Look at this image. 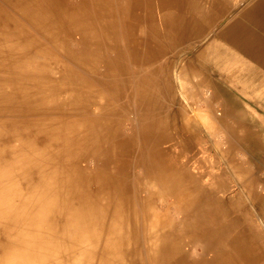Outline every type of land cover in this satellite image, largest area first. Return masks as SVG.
<instances>
[{
    "label": "bare ground",
    "instance_id": "1",
    "mask_svg": "<svg viewBox=\"0 0 264 264\" xmlns=\"http://www.w3.org/2000/svg\"><path fill=\"white\" fill-rule=\"evenodd\" d=\"M240 5L0 0V192L42 211L53 264H264V136L205 78H237L211 29Z\"/></svg>",
    "mask_w": 264,
    "mask_h": 264
},
{
    "label": "crops",
    "instance_id": "2",
    "mask_svg": "<svg viewBox=\"0 0 264 264\" xmlns=\"http://www.w3.org/2000/svg\"><path fill=\"white\" fill-rule=\"evenodd\" d=\"M263 3H264V0H239V4H241L240 5L241 12L238 15L229 16V17L224 18L225 21L224 20L217 21V23L211 29V32L212 33L214 32L213 34H215L218 30V28L216 27H219V25H222V24L224 25L225 30L227 31L226 33L227 35H225V38L221 41L225 44L227 49L230 48L229 50L226 49L228 51L229 59H227V64L225 65L226 66L225 68H227V70H230V73L234 76L236 75L237 78L234 81L233 80L221 81L216 75L215 77H212L208 73H207L208 75L205 74L206 75L205 78H207L208 81L213 80L214 82L220 83V84H226L229 82L228 84L231 85L229 88L231 90L230 94L224 98L215 99V101L222 100V102H225L227 99H230L233 101L241 102V104L239 103V108L253 115H256V112L258 113L259 110L264 111L263 109L264 108L263 107L264 106V90H263L264 89V85H263L264 72H261V70L264 71V66L262 67V65H264V52H263L264 50V41H263L264 40V31H263L264 30L263 29L264 28V11H263L264 4ZM231 10L232 9H230V11ZM235 27L236 29H234ZM253 29H254V32H252ZM226 39H228L229 42ZM250 58L252 60L254 58L255 59L252 61ZM258 62L260 64H258ZM218 69L219 68H217V70ZM233 73H236V74H233ZM236 87H239V88H236ZM199 100H201L200 97H199ZM260 111H259V114L257 115L264 116V114H262V112ZM247 159L248 158H245L244 164L246 163V161H248ZM254 164L259 165L261 169L260 171L263 175L264 174V168H263L264 167V157L263 158L262 156H256V158L254 157L250 165H254ZM256 189H257L258 194H260L261 196H264V189H263L262 183L257 185Z\"/></svg>",
    "mask_w": 264,
    "mask_h": 264
},
{
    "label": "clouds",
    "instance_id": "3",
    "mask_svg": "<svg viewBox=\"0 0 264 264\" xmlns=\"http://www.w3.org/2000/svg\"><path fill=\"white\" fill-rule=\"evenodd\" d=\"M9 220L18 227L13 229V245L0 256V264H53V237L42 211L18 205L0 192V226Z\"/></svg>",
    "mask_w": 264,
    "mask_h": 264
},
{
    "label": "rangeland",
    "instance_id": "4",
    "mask_svg": "<svg viewBox=\"0 0 264 264\" xmlns=\"http://www.w3.org/2000/svg\"><path fill=\"white\" fill-rule=\"evenodd\" d=\"M190 56H191V54L187 53V54L184 55V59H187ZM214 102L216 104L214 106L215 110H216L215 111L216 113H218L219 110H221L220 107H221L222 104H225L228 107V109H229V111L227 112L228 115L222 121L224 124H225V122L226 123L227 122L235 123V118H241V120H243L244 122H248V124H250L251 129L254 132H257L259 137L260 136H264V121H263L264 120V116H261L262 119H260L261 118L260 115L256 114L255 117L248 118L245 115L246 113H244V111L241 108H239V103L241 104V102L233 101V100H230V99H227L225 102H222V101L221 102L220 101H214ZM199 104L201 105L202 108H204V103L203 102H201ZM260 112H262V114H264V111H260ZM217 130H218V132L221 130L220 126H217ZM217 130H216V132H217ZM261 141H262V139H258V145H259V142H261ZM262 144H264V143H262ZM221 145L226 146V144L223 143V142H221ZM252 145L256 146V141L254 139H252ZM242 151L243 152H239V150H238L237 154H235L237 159L239 161H241V162L245 161V158H247V155L245 153V150H243V148H242ZM263 151H264V146H263L262 152H260L259 149H257V150L254 149V152H259L257 155L262 156V157H264V152ZM242 155H244V156L242 157Z\"/></svg>",
    "mask_w": 264,
    "mask_h": 264
}]
</instances>
